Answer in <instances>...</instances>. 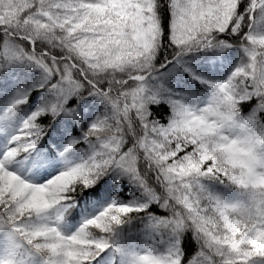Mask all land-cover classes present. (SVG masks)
Returning a JSON list of instances; mask_svg holds the SVG:
<instances>
[{
  "label": "snow or ice",
  "instance_id": "6c2138e0",
  "mask_svg": "<svg viewBox=\"0 0 264 264\" xmlns=\"http://www.w3.org/2000/svg\"><path fill=\"white\" fill-rule=\"evenodd\" d=\"M0 264H264V0H0Z\"/></svg>",
  "mask_w": 264,
  "mask_h": 264
}]
</instances>
